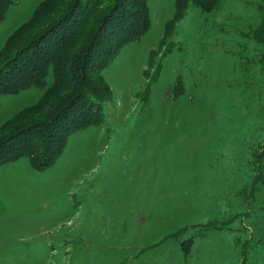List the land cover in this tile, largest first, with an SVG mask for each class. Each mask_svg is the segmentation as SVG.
I'll return each mask as SVG.
<instances>
[{
  "label": "rangeland",
  "instance_id": "rangeland-1",
  "mask_svg": "<svg viewBox=\"0 0 264 264\" xmlns=\"http://www.w3.org/2000/svg\"><path fill=\"white\" fill-rule=\"evenodd\" d=\"M41 1L10 5L0 50ZM176 1L147 0L149 30L101 73L99 125L45 172L0 166V264H264L261 2ZM43 91L2 97L0 127Z\"/></svg>",
  "mask_w": 264,
  "mask_h": 264
},
{
  "label": "trees",
  "instance_id": "trees-1",
  "mask_svg": "<svg viewBox=\"0 0 264 264\" xmlns=\"http://www.w3.org/2000/svg\"><path fill=\"white\" fill-rule=\"evenodd\" d=\"M15 1L0 0V23ZM189 1L211 12L224 0ZM260 2V25L250 39L262 49L264 63V0ZM178 6L177 0L175 11ZM149 28L147 0L41 1L0 50V99L32 88L44 90L36 104L0 127V166L27 159L33 170L45 172L70 138L99 125L101 107L112 99L101 73ZM168 28L167 23L164 37ZM256 152V163H263L264 146ZM263 166L256 181L264 184Z\"/></svg>",
  "mask_w": 264,
  "mask_h": 264
}]
</instances>
